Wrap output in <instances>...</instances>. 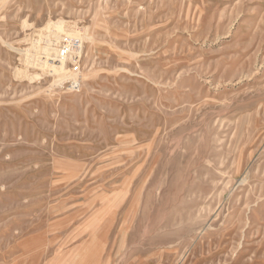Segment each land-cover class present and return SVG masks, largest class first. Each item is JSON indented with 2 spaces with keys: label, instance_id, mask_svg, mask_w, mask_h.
I'll list each match as a JSON object with an SVG mask.
<instances>
[{
  "label": "rangeland",
  "instance_id": "rangeland-1",
  "mask_svg": "<svg viewBox=\"0 0 264 264\" xmlns=\"http://www.w3.org/2000/svg\"><path fill=\"white\" fill-rule=\"evenodd\" d=\"M0 264H264V0H0Z\"/></svg>",
  "mask_w": 264,
  "mask_h": 264
},
{
  "label": "built area",
  "instance_id": "built-area-1",
  "mask_svg": "<svg viewBox=\"0 0 264 264\" xmlns=\"http://www.w3.org/2000/svg\"><path fill=\"white\" fill-rule=\"evenodd\" d=\"M68 51L70 52V49H69L68 47L63 48V49L61 50L60 56H58V57H60V58H65V57H67L66 55L68 54ZM70 55H71V54H70Z\"/></svg>",
  "mask_w": 264,
  "mask_h": 264
}]
</instances>
